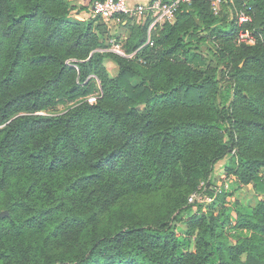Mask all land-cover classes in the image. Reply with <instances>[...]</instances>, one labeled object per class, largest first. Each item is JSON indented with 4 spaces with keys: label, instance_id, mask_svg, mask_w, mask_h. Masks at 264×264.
Returning a JSON list of instances; mask_svg holds the SVG:
<instances>
[{
    "label": "trees",
    "instance_id": "obj_1",
    "mask_svg": "<svg viewBox=\"0 0 264 264\" xmlns=\"http://www.w3.org/2000/svg\"><path fill=\"white\" fill-rule=\"evenodd\" d=\"M245 1L254 17L243 27L264 37V0ZM225 5L216 15L209 0L183 4L152 30L151 47L150 18L136 24L129 50L151 48V63L165 65L156 78L105 50L106 22L75 17L69 0H0V212L9 213L0 218V264H264V153L247 151L238 134L264 135V98L242 82L252 63L264 77V43H238ZM204 47L214 63L198 69ZM177 52L192 65L169 62ZM107 58L119 64L115 77L105 74ZM92 73L103 87L96 102ZM207 103L203 118L172 111ZM230 155L228 168L259 196L252 212L232 216L227 188L190 202L202 181L213 194L215 165ZM168 183L184 186L168 216L98 230L124 196ZM177 221L188 228L179 232Z\"/></svg>",
    "mask_w": 264,
    "mask_h": 264
},
{
    "label": "rangeland",
    "instance_id": "obj_2",
    "mask_svg": "<svg viewBox=\"0 0 264 264\" xmlns=\"http://www.w3.org/2000/svg\"><path fill=\"white\" fill-rule=\"evenodd\" d=\"M226 3H229L231 5L232 10H234L239 5L237 3V0H228L225 3L222 2L219 6V14L216 15H222L226 11V5H225ZM80 12L81 9L75 10L74 8L72 10V14L75 17L76 14H79ZM83 17L90 18L85 12L83 13ZM194 20L198 22L197 18H195ZM130 22H131L130 25H128L127 23L125 25H122L120 23L117 24L112 21L109 22L108 24L105 23L103 39L105 44H107L106 48L109 47V43H108L109 40L112 37H117L125 52V55H121V56L134 60V62L140 64L142 68L141 69L142 72L148 73L157 78L163 72L165 65L162 64L156 65L155 62L151 63V60L147 57L148 54H154L152 53V50L150 48L151 46H154V44L152 45L149 43L148 46L150 47H148L145 50V53L143 54L138 53L139 48L136 50H131V51L129 50V48L131 47L130 46L131 40L137 34L138 27L136 24H140L141 22L144 23V21H139L137 20V18H135ZM158 34L159 33H157L156 36H158ZM262 39L264 40L263 36ZM147 40H148V31H147L146 42ZM146 42L144 43V45H147ZM211 43L215 44L217 42L215 40H212ZM162 48H164V45H158L157 51L161 50ZM197 52H201L203 54V57L205 58L204 63H201L200 65H196L198 69L203 66L213 65L214 59L206 47H204L203 50L197 49ZM168 60L169 62H172L177 65H183V64L192 65L193 63L189 61L180 52L168 56ZM236 60H238V57L236 58ZM241 64L244 65L243 61ZM150 65H152L151 68L148 67ZM103 67L105 74L108 77L117 76L120 70L117 61L111 58H107L104 60ZM246 71L252 75L245 80L242 79V82L247 87H249L250 91L255 93L259 97V99L262 100L264 98V77H262L261 72L259 71L257 65L254 63H252L251 65H247ZM89 77L94 78L96 82H98V86L100 87L98 91H96L93 95L88 97L90 101L96 102L98 99L102 98L103 96L102 80L95 73L90 74ZM139 78L140 77H134L133 80H139ZM64 109L65 106L59 105L53 108V112L63 111ZM172 111L173 113H177L181 115H188L191 112H193V115L200 116L203 118L209 114L210 110H209V103H207L198 106L196 108L194 107L192 109L173 108ZM243 113L249 117L254 116L253 113L246 108L243 109ZM238 134L241 140H243V146L247 151L258 154L264 153V135L260 131L258 130L256 131V129L253 128L249 130L240 129V132ZM234 157L237 162V153L234 154ZM230 159H231V155L227 156L226 158L216 163L211 187L214 188L215 186L222 185L227 188V192L229 193V195L227 196L229 202V211L231 212L232 216H235L236 212L238 211L243 213L252 212L254 206L257 203V199L259 196L256 194L252 184L244 185L240 183L234 174V170L228 168L227 164ZM203 182L204 181H202V183L197 188V190L201 189ZM181 188H184V186L179 185L178 187H174L171 183H168L152 192L137 191L124 196V198L119 200L109 210H107L103 215L100 216L97 225L98 230L102 231V230L115 229L117 226L124 224L125 222L128 221L155 220V219H159L160 217L164 218L168 216L170 212L175 210V205L177 201L180 199L179 190ZM184 214L188 215L189 211L184 212ZM176 224L179 232L181 230H185L188 228V225L184 221L182 222L177 221ZM66 245L67 244H64L63 248H67Z\"/></svg>",
    "mask_w": 264,
    "mask_h": 264
},
{
    "label": "built area",
    "instance_id": "obj_3",
    "mask_svg": "<svg viewBox=\"0 0 264 264\" xmlns=\"http://www.w3.org/2000/svg\"><path fill=\"white\" fill-rule=\"evenodd\" d=\"M193 0H148V1H132V0H95L89 13L90 18L101 17L107 24L116 20L123 22L127 17L137 18L144 21L150 18L148 24V40L146 44H154L151 33L157 26H163L166 22H173L176 19L177 12L185 3L190 4ZM214 14H219V6L222 2L228 0H209ZM242 5H238L232 10V18L238 28L237 40L239 43L256 45L260 42L264 43L262 34L255 33L243 25L252 22L254 17V8L247 1L243 0ZM109 47L106 50L113 51L119 55H125L117 37L109 40ZM211 187V186H210ZM226 187L220 185L211 187L213 194L203 193L201 189L195 190L189 196V201L194 202L200 200L202 202H211L218 194L223 192Z\"/></svg>",
    "mask_w": 264,
    "mask_h": 264
},
{
    "label": "crops",
    "instance_id": "obj_4",
    "mask_svg": "<svg viewBox=\"0 0 264 264\" xmlns=\"http://www.w3.org/2000/svg\"><path fill=\"white\" fill-rule=\"evenodd\" d=\"M73 7L76 9H81V12L79 14H76V17L79 18V19H90V18H85L83 17V13L85 12L88 17H89V13L92 9V6H93V3L95 0H70ZM132 1H148V0H132ZM111 22V21H110ZM112 22H115V23H119L117 22L116 20H112ZM127 23L126 20H124L122 23L120 22V24L122 25H125Z\"/></svg>",
    "mask_w": 264,
    "mask_h": 264
},
{
    "label": "water",
    "instance_id": "obj_5",
    "mask_svg": "<svg viewBox=\"0 0 264 264\" xmlns=\"http://www.w3.org/2000/svg\"><path fill=\"white\" fill-rule=\"evenodd\" d=\"M8 214H9L8 211L4 210V211L0 212V218L5 217Z\"/></svg>",
    "mask_w": 264,
    "mask_h": 264
}]
</instances>
